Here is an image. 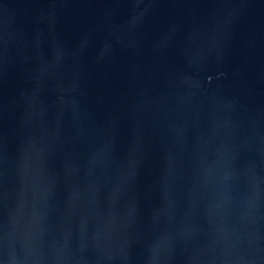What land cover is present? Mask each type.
Masks as SVG:
<instances>
[{
  "label": "water",
  "instance_id": "obj_1",
  "mask_svg": "<svg viewBox=\"0 0 264 264\" xmlns=\"http://www.w3.org/2000/svg\"><path fill=\"white\" fill-rule=\"evenodd\" d=\"M0 264H264V0H0Z\"/></svg>",
  "mask_w": 264,
  "mask_h": 264
}]
</instances>
